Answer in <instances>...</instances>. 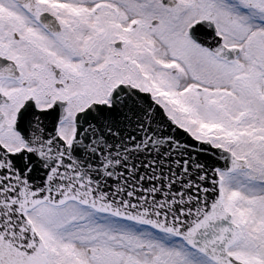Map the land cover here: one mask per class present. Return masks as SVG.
<instances>
[{
  "label": "snow or ice",
  "instance_id": "obj_1",
  "mask_svg": "<svg viewBox=\"0 0 264 264\" xmlns=\"http://www.w3.org/2000/svg\"><path fill=\"white\" fill-rule=\"evenodd\" d=\"M0 264H264V0H0Z\"/></svg>",
  "mask_w": 264,
  "mask_h": 264
}]
</instances>
